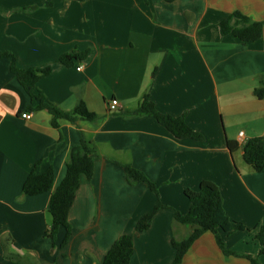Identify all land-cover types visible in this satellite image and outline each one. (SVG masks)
Returning a JSON list of instances; mask_svg holds the SVG:
<instances>
[{"label":"crops","instance_id":"1","mask_svg":"<svg viewBox=\"0 0 264 264\" xmlns=\"http://www.w3.org/2000/svg\"><path fill=\"white\" fill-rule=\"evenodd\" d=\"M234 12L263 22L258 41L245 45L221 33V21ZM0 51L12 53L20 69L51 66L37 84L51 104L71 111L81 100L98 116L52 128L46 112L27 111L30 98L10 60H0V264H102L124 234L133 236L129 264H172L171 241L191 232L174 222L173 210L187 214L185 191L204 181L219 189L229 220L246 229L219 232L225 248L264 264L256 238L264 229V173L227 147L264 136V99L253 95L264 83V0H0ZM72 51L89 54L71 67L56 62ZM144 95L203 139L177 140L151 117L125 115ZM111 101L118 103L115 113ZM25 112L29 119L21 118ZM81 134L95 147L93 176L81 178L68 214L71 237L61 247L63 229L54 240L45 236L51 192L24 197L22 185L37 165L38 173L52 169L55 189ZM125 164L157 193L130 185ZM156 203L165 208L147 231L136 232ZM5 240L11 242L4 248ZM5 251L15 258L4 259ZM181 264L249 262L225 256L214 235L204 233Z\"/></svg>","mask_w":264,"mask_h":264},{"label":"trees","instance_id":"2","mask_svg":"<svg viewBox=\"0 0 264 264\" xmlns=\"http://www.w3.org/2000/svg\"><path fill=\"white\" fill-rule=\"evenodd\" d=\"M175 0H163L170 4ZM263 22H255L239 12L227 15L220 23L221 33L224 36H231L242 44H250L258 41L262 35ZM89 51H72L61 55L57 63L64 67H71L75 62L84 61ZM10 60V72L15 76L20 86L24 89L30 98L31 105L27 108L28 112L44 111L50 116V125L58 129L61 122L76 125L78 121H87L94 123L98 116L90 112L85 103L79 100L71 111H64L51 104L45 95L37 88L38 82L48 77L51 72V66L33 67L20 69L16 65L15 57L8 51H0V60ZM253 95L258 100L264 99V83L254 89ZM128 117H151L163 126L175 139L180 140L188 138L196 141L203 139V136L193 131L183 118H174L160 113L154 104L144 95L140 104L134 110L126 112ZM227 147L231 153L237 150L242 151L243 161L252 168L255 173H264V136L252 138L241 146L237 143L227 141ZM96 155L93 143L81 134L80 142L69 151L66 161V172L61 183L54 189V176L52 169L43 173H38L35 165L29 172L22 185V195L24 197L38 196L51 192L48 214L51 218V224L45 231V236L54 240L59 229H63L65 234L61 242V247L68 244L71 237V227L68 222L69 210L73 204L75 194L79 189L81 178L90 180L93 176V158ZM125 173L127 182L132 184H145L148 189L157 193L156 187L146 176L131 167L130 165H120ZM185 198L189 203L187 214L182 215L173 210V220L176 224L191 229L190 234L181 241L172 240L171 246L175 251V257L172 264H181V261L193 245L204 233H211L219 249L225 256H234L246 259L249 264H261L258 258L247 254H240L229 251L219 236V232L231 234L246 230L245 227L235 221L229 220L223 210V203L219 189L211 182L204 181L200 183L197 191L186 190ZM165 208L160 203H156L153 209L142 216L136 223V232L147 231L155 213ZM259 241L260 250L258 255L264 254V229L262 228L256 236ZM11 240H5L10 244ZM133 255V236L132 234L121 235L112 244L106 253L102 264H129ZM3 258L12 261L15 255L5 253Z\"/></svg>","mask_w":264,"mask_h":264},{"label":"built area","instance_id":"3","mask_svg":"<svg viewBox=\"0 0 264 264\" xmlns=\"http://www.w3.org/2000/svg\"><path fill=\"white\" fill-rule=\"evenodd\" d=\"M82 70V67L79 66L77 68V71H81ZM117 108H118V103L117 101H111L108 105V110L110 113H115L117 111ZM31 117V114L30 113H27L25 112L24 114L21 115V118L22 119H29Z\"/></svg>","mask_w":264,"mask_h":264},{"label":"rangeland","instance_id":"4","mask_svg":"<svg viewBox=\"0 0 264 264\" xmlns=\"http://www.w3.org/2000/svg\"><path fill=\"white\" fill-rule=\"evenodd\" d=\"M50 224H51V218H50Z\"/></svg>","mask_w":264,"mask_h":264}]
</instances>
